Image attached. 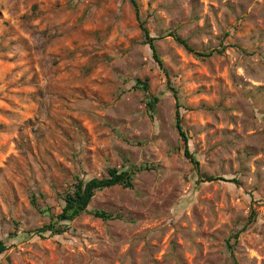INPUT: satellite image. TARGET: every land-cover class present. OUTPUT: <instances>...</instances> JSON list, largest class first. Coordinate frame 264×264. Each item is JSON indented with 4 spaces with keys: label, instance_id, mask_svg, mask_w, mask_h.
I'll list each match as a JSON object with an SVG mask.
<instances>
[{
    "label": "rangeland",
    "instance_id": "obj_1",
    "mask_svg": "<svg viewBox=\"0 0 264 264\" xmlns=\"http://www.w3.org/2000/svg\"><path fill=\"white\" fill-rule=\"evenodd\" d=\"M109 168L133 188L56 218ZM0 241V264H264V0H0Z\"/></svg>",
    "mask_w": 264,
    "mask_h": 264
},
{
    "label": "trees",
    "instance_id": "obj_2",
    "mask_svg": "<svg viewBox=\"0 0 264 264\" xmlns=\"http://www.w3.org/2000/svg\"><path fill=\"white\" fill-rule=\"evenodd\" d=\"M142 29L145 33L144 38L146 40V43L148 44L152 52L153 59L156 61L158 66L163 70L165 76H167V72L163 69L162 62L159 59L156 48L154 46L155 39L149 37L146 30L144 28ZM175 41L179 45L186 48L188 51L190 50V48L187 46L184 40L175 37ZM136 88H140L149 96V100L147 101L146 106L150 112H153L155 105L158 102V97L149 94V85L147 81H141L140 79H136ZM170 90L175 100H177L175 91L172 88H170ZM175 103L177 104V102ZM175 117H176L175 128L183 145V156L186 159H188L189 162L194 166L195 170L198 171V161L188 150V139L182 129V125L180 123L181 116L177 108L175 110ZM139 168L147 169V166H141ZM213 179H214L213 177H207L205 180L212 181ZM115 185H120L121 187L124 188H133L132 174L127 171H120L116 168H109L106 172V175L100 178L93 177L87 180L78 179L73 187V191L63 196L64 204L61 208V212L56 216V218L64 222L73 221L76 217L87 212V208L95 192L101 191L105 188L113 187ZM33 202L34 201H32V204H34ZM92 215L102 220L111 219L110 214L100 210L93 211ZM64 231L65 230L59 227L56 222L51 221L47 225L42 226L39 229H36L35 233L39 237H43L45 233H48L49 235H52L53 233L62 234ZM4 250H5V245L3 244V242L0 241V253L3 252Z\"/></svg>",
    "mask_w": 264,
    "mask_h": 264
}]
</instances>
